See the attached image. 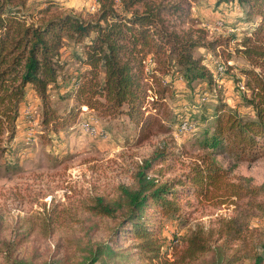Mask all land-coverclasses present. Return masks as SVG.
I'll list each match as a JSON object with an SVG mask.
<instances>
[{
  "label": "trees",
  "instance_id": "trees-1",
  "mask_svg": "<svg viewBox=\"0 0 264 264\" xmlns=\"http://www.w3.org/2000/svg\"><path fill=\"white\" fill-rule=\"evenodd\" d=\"M192 1L197 0H97V12L85 18L61 12L50 2L31 9L26 0H0V143L14 138L28 88L41 102V125L46 130L69 126L85 106L102 119L126 117L140 138L146 139L156 121L148 110V91L162 105L174 93L175 72L189 88L196 82L210 87L215 83L195 50L215 51L218 42H207L203 30L182 28L190 20ZM216 3L237 4L249 24L250 36L242 40L238 51L251 65L242 71L246 78L242 98L253 116L242 118L218 104L212 114L214 132L205 145L257 157L264 154V0ZM65 44L82 47L76 61L83 69L67 90L65 97L71 104L60 114L50 91L67 76L61 54ZM148 59L153 64L147 72ZM170 156L164 148L159 150L137 165L133 185L120 186L114 200L96 196L84 205L83 211L90 215L118 220L114 235L129 243L119 252L117 240L115 248L96 247L88 264H96L103 256L128 260L132 255L155 264H264V228L250 225L254 212L264 215V185L232 181L229 171L208 156L189 166L181 178L160 181L152 176L153 166L163 165ZM188 196L212 206L233 205L234 211L214 227L198 226L168 259L161 252L160 225L179 214L180 200ZM51 223L50 216L42 222L47 233L54 231ZM18 251L19 240L0 238V264H30Z\"/></svg>",
  "mask_w": 264,
  "mask_h": 264
},
{
  "label": "rangeland",
  "instance_id": "rangeland-1",
  "mask_svg": "<svg viewBox=\"0 0 264 264\" xmlns=\"http://www.w3.org/2000/svg\"><path fill=\"white\" fill-rule=\"evenodd\" d=\"M26 1L31 9L44 8L50 2L61 12L85 18L97 12V0ZM216 1H192L190 20L182 27L203 30L207 42H218L215 51L195 50V56L201 57L211 70L214 85L196 82L189 88L178 73H173L174 93L166 96L162 105L155 103V99L146 100L148 110L156 116L146 139L140 138L126 117L102 119L87 107L89 113L80 109L69 126L46 130L41 125V102L31 88L27 89L15 136L0 143V238L19 240L20 258L30 264H88L90 252L100 245L115 248L117 240L121 243L117 252L123 249L129 243L114 235L119 221L90 215L83 207L96 196L114 200L120 186L133 185L137 165L163 148L173 156L163 165L153 166L152 176L160 181L181 178L189 166L208 156L229 171L232 181L244 179L253 186L264 185V154L241 156L228 147L215 149L205 145L214 132L212 114L218 104L226 105L242 118L253 116L242 98L246 93L242 71L251 65L238 51L242 40L250 36L249 24L243 21L242 8L237 4L218 5ZM61 54L67 62V76L60 79L59 88L50 91V100L60 114L71 104L65 97L67 90L83 69L76 61V54L82 55L81 46L65 44ZM148 60L147 72L153 64L152 59ZM217 64L223 67L222 73H216ZM148 87H152L151 82ZM91 113L97 119L101 135H89L78 127ZM184 120L193 124L194 131H179ZM179 204V214L164 219L160 225L161 252L168 259L198 226L214 227L220 218L234 211L233 205L212 206L193 196L183 197ZM256 212L250 225L264 228V215ZM49 216L53 233L42 228L44 218ZM96 264L155 263L132 255L128 260L103 256Z\"/></svg>",
  "mask_w": 264,
  "mask_h": 264
},
{
  "label": "built area",
  "instance_id": "built-area-1",
  "mask_svg": "<svg viewBox=\"0 0 264 264\" xmlns=\"http://www.w3.org/2000/svg\"><path fill=\"white\" fill-rule=\"evenodd\" d=\"M148 62L151 63V60H148ZM228 65H229V63H228ZM222 69H223V67L221 66V64L216 65V69H215L216 73H222ZM148 94H149V96L147 97V101L148 100L152 101L153 99L156 98L153 96V94L150 91ZM81 109L83 112L89 113L88 109L86 107H82ZM78 127H79L80 131L87 133L89 135L97 136L100 134V130L97 127V119L92 113H91V115H89L88 118L79 122ZM179 131L191 133L192 131H194V126H193V124H190L187 120H184L179 125Z\"/></svg>",
  "mask_w": 264,
  "mask_h": 264
}]
</instances>
